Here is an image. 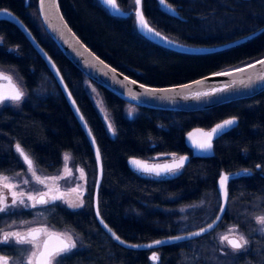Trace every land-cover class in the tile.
Listing matches in <instances>:
<instances>
[{
	"label": "trees",
	"instance_id": "trees-1",
	"mask_svg": "<svg viewBox=\"0 0 264 264\" xmlns=\"http://www.w3.org/2000/svg\"><path fill=\"white\" fill-rule=\"evenodd\" d=\"M38 0H0L31 29L59 67L100 149L104 176L99 211L122 239L145 243L199 228L216 216L220 198L217 181L222 172L237 173L228 185L229 203L218 228L197 239L152 250L129 249L115 242L99 225L93 209L96 162L88 138L44 61L12 23L0 21V67L21 80L26 98L20 109L0 110V175L24 173L16 145L46 175L57 173L69 153L72 164L85 173L86 193L77 208L56 202L44 206L45 222L68 230L77 249L63 264H264V91L199 111H171L138 107L100 87L74 66L45 31ZM178 11L173 16L157 0H142L146 21L156 30L190 46L238 43L209 53H186L161 45L136 25V0H115L125 15L108 11L100 0H59L64 17L80 39L106 62L148 85L190 81L209 73L246 65L264 56V0H165ZM102 98L110 127L94 99ZM128 106L135 114L126 111ZM235 117L236 127L213 142V156L193 157L186 134L210 129ZM189 156L184 167L157 178L134 171L129 158ZM259 165V167H257ZM33 217L31 210L7 216L0 213V230ZM235 225L248 245L236 251L221 248L216 233ZM0 252L15 256L13 247Z\"/></svg>",
	"mask_w": 264,
	"mask_h": 264
},
{
	"label": "water",
	"instance_id": "water-1",
	"mask_svg": "<svg viewBox=\"0 0 264 264\" xmlns=\"http://www.w3.org/2000/svg\"><path fill=\"white\" fill-rule=\"evenodd\" d=\"M157 1L161 9H163L165 12L173 16H178V11L173 6L168 4L165 0H157ZM28 3L29 0H26V5H28ZM104 4L106 5V3ZM110 6L114 11L113 14L121 15V16L125 15V12H123L115 4ZM37 10L45 31L58 46L61 53L83 74H85L91 81L95 82L100 87L112 92L113 94H115L120 99L127 102L128 104L138 107H146L150 109H159V110L199 111V110L210 109L215 106H219L221 104L236 101L239 99L253 97L264 91V64L259 63V61L264 60V56L240 67L209 73L199 78L178 84L155 86V85H148L142 83L141 81H138L128 76L127 74L123 73L119 69L115 68L114 66L106 62L104 59L98 56L92 49H90L86 45L76 34V32L72 29V27L64 17L60 7L59 0H38ZM140 12H142V0H140V4L137 5V9H136V16L138 17L139 26H140L139 24ZM0 21H7L14 24L25 35L26 39L29 41L31 46L44 61L48 70L52 74L57 86L59 87L68 105L70 106L75 118L77 119L83 131L85 132L88 141L92 147L96 162V179L93 190V209L99 225L110 236V238H112L115 242H117L118 244H120L125 248L137 249V250H142V249L152 250L170 244L191 241L199 237H202L204 235H207L218 228L219 224L223 221L224 216L228 209L229 181L231 178L235 176L242 175L244 173V171L242 170L237 173H226V172L221 173L217 181V191L220 198L219 209L214 219L206 223L205 225L185 233H180L177 235H172L165 238L157 239L160 241H167L166 243H163L158 246L155 245L154 243L157 240L145 242V243H132L120 237H119L120 239L117 240L115 237L118 235L104 221L99 211V191L104 176L103 161H102V155L100 149L93 135V132L88 122L86 121L85 117L83 116L75 98L73 97L71 90L66 84L65 79L59 67L57 66L53 58L49 55V53L39 43V41L34 36V34L32 33L31 29L27 26V24H25L13 12H11L6 8L0 9ZM145 22L147 26L152 29V31L149 32L147 31L146 28L140 26L141 32H143L153 41L176 51H181L186 53H209L232 46L239 42V41H234L220 46H190L172 40L171 38L167 37L165 34L153 28L146 21V19ZM154 33H159V36L155 35ZM101 61L103 63H100ZM113 69L115 71H113ZM217 73H231V75H216ZM5 77L10 78L9 76L0 72V96L12 95L17 91L22 92L20 87L15 82H13L11 78L5 79ZM132 81H135L136 83L133 84ZM141 85H143V87H141ZM151 89H157L158 91L153 92L150 91ZM221 89H223V91H220ZM203 93H213V94L205 96L203 95ZM197 94H200L199 98H197ZM222 122L223 121L219 123ZM216 125H214L210 129L195 128L186 134L185 137L186 143L189 147L192 148L191 155L193 157L213 156L214 154L213 142L221 135L232 129L231 128L225 130L224 132L213 137L212 147L210 149L201 150L197 148L195 146L194 141H203L204 139H206V137L203 134L211 132ZM23 152L29 157V159L32 160V158L27 153H25V151ZM180 157L181 156L172 158L170 160H165L162 162H152L147 159L129 158L128 164L137 173H141L143 175H148L152 177H157L154 174L137 171L134 168V166H132L129 163V161L132 159H138L142 161L144 164L153 166V165L171 164L173 163L174 160H178ZM183 157H187V160L185 161L186 164L189 160V156L185 155ZM24 164L28 167L26 162H24ZM32 168H33V160H32ZM170 175L171 174H164L157 178H163ZM224 175H227L229 177L226 186L227 198H225L224 189L220 186L219 183L220 179ZM220 209H223V211L221 212ZM194 233H199V235H194ZM51 235H52V244L55 245L58 242L56 240V237L60 235L56 233H52ZM175 237H181L182 239L175 240L174 239ZM228 237L229 240L240 239V237L237 235H230ZM45 238L46 237H44L43 239ZM62 238L65 239L64 237ZM225 242L227 246L230 247L228 241ZM149 245H153L154 247L150 248L148 247ZM153 255H155L158 259L155 261L152 260L151 258ZM150 259L153 262V264L157 263L159 261V253H157L156 251L152 252L150 255Z\"/></svg>",
	"mask_w": 264,
	"mask_h": 264
},
{
	"label": "snow or ice",
	"instance_id": "snow-or-ice-1",
	"mask_svg": "<svg viewBox=\"0 0 264 264\" xmlns=\"http://www.w3.org/2000/svg\"><path fill=\"white\" fill-rule=\"evenodd\" d=\"M105 3L109 5H114L115 0H104ZM137 5L140 4V0H136ZM139 24L141 27H144L147 29V31L151 32L152 29L149 28L145 22L144 14L143 12L139 13ZM155 35L159 36V33H154ZM98 59V58H97ZM100 63H103L102 61ZM259 63L264 64V60L259 61ZM113 71H115L113 69ZM216 75H231V73H217ZM5 79H10L8 77H5ZM133 84H135V81H132ZM143 87V85H141ZM150 91H158L157 89H151ZM162 91V90H160ZM220 91H223L221 89ZM213 93H203V95L208 96L212 95ZM200 94H197V98H199ZM23 93L22 92H15L12 95H2L0 96V106H4L6 101H15L18 102L22 99ZM238 121L236 118L226 119L222 123H218L211 132L204 133L203 135L206 137L203 141H194L195 146L201 150H208L212 147V139L213 137L217 136L218 134L224 132L225 130L231 129L235 126H237ZM16 150L19 152L20 156L23 158V161L27 163L28 167L32 168V160L29 159V157L24 154L23 149L20 148L19 144L16 145ZM187 160V157L181 156L178 160H174L171 164H165V165H153L149 166L147 164H144L142 161L138 159H132L129 161V163L134 166V168L137 171L143 172V173H149L154 174L155 176L159 177L164 174H175L178 172L181 168L184 167L185 161ZM259 167V165L257 166ZM247 173V170H244ZM32 175L35 177L36 181L41 184L45 185V188L47 189V185L45 184V181L41 179L39 176L35 175V171L32 172ZM7 180V178H4ZM229 177L227 175H224L220 179V186L224 189V195L225 198H227V183H228ZM23 183L26 185L28 184V180L25 179ZM3 187L5 189H15L16 185L11 183H4ZM73 191H77V189H73ZM12 196V202L9 205L7 203V197H3L0 199V213H3L7 216L16 215L19 212V209L17 208V205L20 206L22 209H32L37 208V206H46L50 203H54L57 200H63V195H55L52 193L51 189H47L44 191L38 190L36 194L28 193L25 197V193L23 191L16 192L11 191ZM27 201V202H26ZM222 212L223 209H220ZM21 223H25L24 221H21ZM258 223L264 224V217L258 218ZM203 231V230H202ZM194 235H199V233H194ZM46 237L45 239L41 240V237ZM117 240H119V236L115 237ZM175 240L182 239L181 237H175ZM56 240L58 241L55 245L52 244V235L48 233L47 228H30L26 233H22L20 231H8L3 232L2 235H0V245H10L12 247H15L18 244H28L33 246L36 251H33L31 253V256L34 260V264H63V260L71 255L74 250L77 249V243L72 240L70 237L65 240L60 236L56 237ZM223 240L228 241V244L230 247L236 251L245 249L246 245H248V241L244 240L243 237H241L239 240L232 239L229 240L228 236H224ZM167 241H155V245H161L163 243H166ZM148 247L152 248L153 245H149ZM20 251H23V249H20ZM152 260H157L158 258L153 255ZM0 264H8L6 258H0ZM29 264H32V261H29Z\"/></svg>",
	"mask_w": 264,
	"mask_h": 264
},
{
	"label": "rangeland",
	"instance_id": "rangeland-1",
	"mask_svg": "<svg viewBox=\"0 0 264 264\" xmlns=\"http://www.w3.org/2000/svg\"><path fill=\"white\" fill-rule=\"evenodd\" d=\"M100 1L102 3L104 2L102 0ZM115 5L118 8H120L116 2H115ZM105 6L107 7L108 11L113 14L114 11L111 8V6L107 3ZM136 9H137V6H136ZM136 9L134 11L135 14H136ZM136 25H137L138 30H140L141 28L138 25L137 16H136ZM0 72L9 76L12 79V81L15 82L20 87L23 93V97L20 101L18 102L6 101L4 106H0V110L7 106H11L14 109H20L23 101L26 98V91H25V88L21 80L16 75V73L12 70L0 67ZM93 96H94L96 105L99 108L100 113L105 119V122L108 123L110 127L111 118H110L109 113L106 111L103 105L102 98L99 96L97 92H94ZM126 111L131 114L136 113V109L133 106H128ZM176 157H179V156H175V155L159 156V157H154L150 159L149 161L162 162V161L170 160ZM33 171H35L36 176H39L41 179L45 181V184L47 185V189H51L53 194L63 195V200H57L54 203L60 202L71 208H77L80 205V202L83 200V197L86 193L85 173L82 169L73 167L72 158L69 153L64 154L63 164H62L61 169L53 175L44 174L41 170H39V168L36 165H34L33 168L31 169L27 167L24 173H16L13 175H5V174L0 175V199H2L3 197H7V203L10 205L12 202V196L10 194L11 191H16V192L23 191L26 197L28 193L36 194L38 190L40 191L47 190L45 188V185H41L36 181L35 177L32 175ZM5 177L7 178V180L4 179ZM25 179L28 180V184L26 185L23 183ZM4 183H11V184L16 185V187L15 189H5L3 187ZM73 189H77V191H73ZM17 208L19 210H31L33 212V217L29 219H22L20 221H17V222H14V223H11L5 226L4 228L0 230V235H2L3 232H8V231H20L22 233H26L30 228L39 227V228H47L49 234H52V233L59 234L60 236L64 237L66 240L70 237L72 240H74L78 244L77 238L70 231L54 229L53 227H51L45 222L44 206L38 205L37 208L22 209L20 208L19 205H17ZM262 217H264V215ZM21 221H24L25 223H21ZM257 230L261 233H264V224L259 223ZM230 235H237L240 238L243 237L244 240H247L246 236L238 229L237 226L235 225L225 226L223 229L218 230L216 233V237L218 239V242L221 248L228 247L225 240H223V237L230 236ZM43 238L44 236H42L41 240H43ZM1 246H10V245H0V247ZM13 248L16 254L15 256H9V255H6L0 252V258H6L8 264H29V261H32V264H34V260L31 256V253L33 251H36V249L33 246L28 245V244H18ZM20 249H23V251H20Z\"/></svg>",
	"mask_w": 264,
	"mask_h": 264
}]
</instances>
